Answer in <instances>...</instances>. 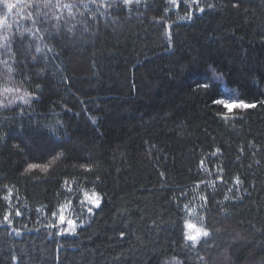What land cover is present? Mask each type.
Listing matches in <instances>:
<instances>
[{
  "label": "trees",
  "instance_id": "16d2710c",
  "mask_svg": "<svg viewBox=\"0 0 264 264\" xmlns=\"http://www.w3.org/2000/svg\"><path fill=\"white\" fill-rule=\"evenodd\" d=\"M0 264H264V0H0Z\"/></svg>",
  "mask_w": 264,
  "mask_h": 264
},
{
  "label": "rangeland",
  "instance_id": "374dc122",
  "mask_svg": "<svg viewBox=\"0 0 264 264\" xmlns=\"http://www.w3.org/2000/svg\"><path fill=\"white\" fill-rule=\"evenodd\" d=\"M227 104L229 107H234V106H237L238 103L228 102ZM84 202L86 206L88 205L89 208H92L98 204V198L96 194L87 193L84 195ZM76 226H77V223L74 219V215H73L71 208L63 207L57 216V227L59 228V230L63 233H71L75 230Z\"/></svg>",
  "mask_w": 264,
  "mask_h": 264
},
{
  "label": "snow or ice",
  "instance_id": "6c2138e0",
  "mask_svg": "<svg viewBox=\"0 0 264 264\" xmlns=\"http://www.w3.org/2000/svg\"><path fill=\"white\" fill-rule=\"evenodd\" d=\"M127 2H131V0H126V3ZM12 7H13V5H11V4L8 5L9 9H11ZM205 87H206V85H205ZM219 103H223V101H219ZM238 106L249 107V105H238ZM30 167H36V166L33 165ZM69 223H71V222H69ZM187 227L190 230H192V233H194V234H189L186 237L190 241L197 242L201 237H207L209 235V232L207 230L201 229V228L197 227L196 225L189 224V225H187Z\"/></svg>",
  "mask_w": 264,
  "mask_h": 264
}]
</instances>
